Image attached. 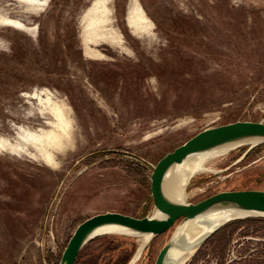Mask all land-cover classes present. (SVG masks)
Wrapping results in <instances>:
<instances>
[{
  "label": "rangeland",
  "instance_id": "1",
  "mask_svg": "<svg viewBox=\"0 0 264 264\" xmlns=\"http://www.w3.org/2000/svg\"><path fill=\"white\" fill-rule=\"evenodd\" d=\"M94 3L107 9L100 28L90 25ZM4 55L13 59L0 78V264H59L76 227L100 213L154 216L162 158L204 129L264 123V0H0ZM248 147L211 159L185 202L264 190V143L242 159ZM181 223L136 264H154ZM218 240L183 264H217ZM140 243L100 236L76 264H127ZM260 251L264 222L240 228L225 255Z\"/></svg>",
  "mask_w": 264,
  "mask_h": 264
},
{
  "label": "water",
  "instance_id": "2",
  "mask_svg": "<svg viewBox=\"0 0 264 264\" xmlns=\"http://www.w3.org/2000/svg\"><path fill=\"white\" fill-rule=\"evenodd\" d=\"M244 141H258V143L248 147L242 159L254 147L264 143V123L235 121L198 132L173 152L162 158L155 166L151 175L153 203L155 208L164 215V218H155L154 216L138 218L120 212H105L94 215L76 227L62 253L59 264H76L82 249L89 242L101 236L96 234V231L103 227H119L136 236L143 234L150 235L139 257L135 258L139 250L138 248L135 255L127 263L136 264L153 239L168 232L179 221L196 219L212 210L223 208L259 213V216L248 218H264V190L222 191L195 204L176 203L168 199L164 193L163 183L165 176L174 165L182 163L190 155L203 153L221 145ZM226 223L215 226L212 230L204 233L191 243H186L184 237L176 240L173 235L159 251L154 264H173V261L168 257L173 246H179L185 251L195 248V251H197Z\"/></svg>",
  "mask_w": 264,
  "mask_h": 264
},
{
  "label": "bare ground",
  "instance_id": "3",
  "mask_svg": "<svg viewBox=\"0 0 264 264\" xmlns=\"http://www.w3.org/2000/svg\"><path fill=\"white\" fill-rule=\"evenodd\" d=\"M98 3H94L91 8L92 18L90 20V25L94 24L96 27L100 28L107 24L108 14L107 9H99ZM128 20L135 26L138 25L139 17L137 10L132 11ZM258 141H244L240 143H231L221 145L215 148H212L203 153H198L188 156L182 163L174 165L166 174L163 189L165 195L171 201L176 203L185 204V197L187 194V187L190 183V180L198 172L210 171V168L207 166V163L214 157H220L231 149L239 145H250L254 146ZM259 213L242 211L233 208H223L212 210L196 219L182 221L178 230L174 234V239L179 240L184 237L186 243H191L197 240L204 233L212 230L215 226L223 224L232 220L246 219L248 217L259 216ZM155 218H164V215L157 209V212L154 215ZM96 234L104 235H123V236H135L139 237L141 240L138 253L135 258H138L143 246L149 240V234L143 235H133L126 230L115 227L108 226L103 227L96 231ZM195 251V248H192L188 251H185L179 246H173L169 252V259L173 261V264H183L187 256H191Z\"/></svg>",
  "mask_w": 264,
  "mask_h": 264
},
{
  "label": "trees",
  "instance_id": "4",
  "mask_svg": "<svg viewBox=\"0 0 264 264\" xmlns=\"http://www.w3.org/2000/svg\"><path fill=\"white\" fill-rule=\"evenodd\" d=\"M176 27V26H175ZM174 31H180V35H184L185 37H187L188 32H191L187 29H181L180 27H176L173 29ZM194 32V31H193ZM192 32V33H193ZM193 35V34H192ZM192 35H190L189 37H191ZM170 41V45H172L171 47L175 46V42L173 41V38H169ZM177 48L182 47V46H175ZM12 56V55H11ZM16 56H18L17 52L13 55V57L15 58ZM13 58H10L8 56H0V78H9L10 72L12 71H8L7 69V65L4 66L1 65L2 63L5 62H11ZM3 60V61H2ZM9 72V73H8ZM196 75H198V73H196ZM200 76V75H198ZM16 79H18L17 74H15L14 76ZM3 86H8L9 84L3 83ZM195 85V84H194ZM1 86V83H0ZM191 90L196 89L195 86H190ZM145 215H143L144 217ZM258 222H264V218H246L244 220H235L223 227H221L219 230H217L198 250L197 254L200 252V250L204 247L205 244H207L211 239L219 237V248H218V252L216 253L217 257V264H264V251H260V252H255L253 254L250 255H246V254H241L239 256V258L237 260H233L231 262H228V260L226 259V249L229 246L230 241L232 240L234 234L242 227H244V225L250 224V226H253L254 224L258 223ZM249 226V225H248ZM257 232V231H255ZM120 236V235H119Z\"/></svg>",
  "mask_w": 264,
  "mask_h": 264
}]
</instances>
